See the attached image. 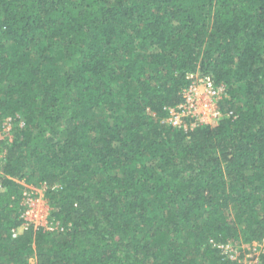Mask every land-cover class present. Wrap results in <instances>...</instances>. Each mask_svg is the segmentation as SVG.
Instances as JSON below:
<instances>
[{
	"label": "trees",
	"instance_id": "obj_1",
	"mask_svg": "<svg viewBox=\"0 0 264 264\" xmlns=\"http://www.w3.org/2000/svg\"><path fill=\"white\" fill-rule=\"evenodd\" d=\"M194 72L226 115L185 131L163 119ZM7 119L0 264H243L219 244L264 240V0H0ZM42 182L54 229L14 236Z\"/></svg>",
	"mask_w": 264,
	"mask_h": 264
},
{
	"label": "built area",
	"instance_id": "obj_2",
	"mask_svg": "<svg viewBox=\"0 0 264 264\" xmlns=\"http://www.w3.org/2000/svg\"><path fill=\"white\" fill-rule=\"evenodd\" d=\"M187 77L190 82L181 91L182 101L176 105L167 107L168 115L163 119V122L177 128H182L185 131H191L201 125L211 124L208 120L206 108L211 105L214 99L218 102L220 98L224 97L226 87L222 84L217 85L210 75L194 72L189 73ZM214 110L216 116L223 117V111L220 106H217ZM229 113L231 114L232 112L230 111ZM38 194L39 191L34 186L25 191L23 201L25 209L21 215L24 219L23 228L21 229V225L13 229L14 236L22 233L29 225L35 224V217L37 215H43L42 211L38 210L40 200ZM48 224L49 229H54L52 225ZM219 246L229 257H237V251L234 249L233 243L219 244ZM255 264H260V258H258Z\"/></svg>",
	"mask_w": 264,
	"mask_h": 264
},
{
	"label": "rangeland",
	"instance_id": "obj_3",
	"mask_svg": "<svg viewBox=\"0 0 264 264\" xmlns=\"http://www.w3.org/2000/svg\"><path fill=\"white\" fill-rule=\"evenodd\" d=\"M222 98H220L218 102L217 100L214 99L211 105H209L208 108H206L207 115L209 118L208 120L211 123L210 125H218L219 122L221 121L222 116L220 117L216 116L214 108H216L217 106L222 107L221 102H220ZM222 115L225 116L226 113L223 112ZM22 124L23 122H21V125ZM2 126L3 127L0 129V141L6 136V134H9V131L11 130V127H12L9 119L5 120ZM1 154L2 153L0 152V155ZM34 187H36L39 191L38 196L40 197V200L38 204V210L40 209V211H42L43 213V215L39 214L35 217V220H36L35 225L45 226L48 224V220H49L48 216L50 214L51 207H52L50 203L48 202L47 196H45V189H47L48 185L46 184V182H42L41 186L39 187L34 186ZM22 228H23V224H22L21 229ZM230 243H233L234 249L237 251L236 255L237 257L240 258V261L243 264H255L258 258H260L261 253L264 251V240L254 241L252 243H246V242H242L241 240H238V241H233Z\"/></svg>",
	"mask_w": 264,
	"mask_h": 264
}]
</instances>
